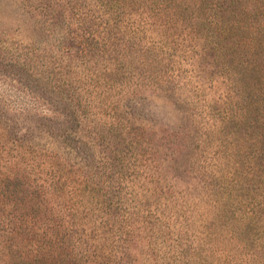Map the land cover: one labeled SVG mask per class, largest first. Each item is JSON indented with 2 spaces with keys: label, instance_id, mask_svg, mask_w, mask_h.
Instances as JSON below:
<instances>
[{
  "label": "rangeland",
  "instance_id": "374dc122",
  "mask_svg": "<svg viewBox=\"0 0 264 264\" xmlns=\"http://www.w3.org/2000/svg\"><path fill=\"white\" fill-rule=\"evenodd\" d=\"M226 46L124 0H0V264L239 263L264 187Z\"/></svg>",
  "mask_w": 264,
  "mask_h": 264
},
{
  "label": "trees",
  "instance_id": "16d2710c",
  "mask_svg": "<svg viewBox=\"0 0 264 264\" xmlns=\"http://www.w3.org/2000/svg\"><path fill=\"white\" fill-rule=\"evenodd\" d=\"M124 1L127 2L128 7L149 9L156 13L157 18L164 26L180 28L188 35L202 38L207 47L210 46L211 50L218 52L212 56L214 58L220 59L222 53L227 52L226 42H232L231 53L235 57L238 56L237 61L241 69L249 73L253 79L252 96L250 95L245 107L244 103H241L239 109L242 114L235 117L234 137L240 144L244 143L246 131L251 128L247 120V116L250 117L253 120L251 141H253L254 155H247V158L252 161L250 171L251 169L253 172L255 171V165L256 178L259 177L261 180L262 189L264 187V170L260 171V169H264V3H260L259 0H251L254 3H250L248 0ZM251 14L254 18L251 17ZM250 19H254L253 23L246 26ZM233 65L236 67L234 63ZM230 86L235 87L233 79ZM243 109L246 110L245 113H243ZM240 153L242 154H239V157L243 164L245 154L244 151ZM241 170L242 168L235 175V184L240 186L245 184ZM235 177H231L229 180L233 181ZM238 177H241L240 182L237 180ZM225 180L229 185V180L227 178ZM257 196L261 200H254L252 197L254 201L250 202L249 211H252L253 217L241 219V226L231 235V238L240 236L248 246L245 247L243 244L244 250L248 249L249 253H243L239 263L225 260L223 264H264V189Z\"/></svg>",
  "mask_w": 264,
  "mask_h": 264
}]
</instances>
